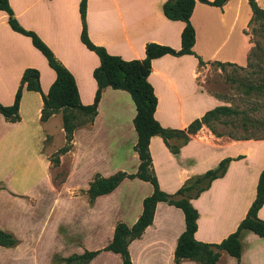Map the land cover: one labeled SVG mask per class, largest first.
Instances as JSON below:
<instances>
[{
  "label": "crops",
  "instance_id": "obj_1",
  "mask_svg": "<svg viewBox=\"0 0 264 264\" xmlns=\"http://www.w3.org/2000/svg\"><path fill=\"white\" fill-rule=\"evenodd\" d=\"M8 1L19 24L34 31L73 75L81 104H92L97 88L93 71L100 61L80 39V0ZM165 1L87 0L88 36L125 60L143 59L149 42L179 50L185 22L164 15ZM251 18L248 0H227L222 6L195 3L190 17L194 54H165L151 61L148 81L157 98L154 117L161 126L185 129L223 105L199 83L201 67L210 63L245 67L253 46L248 32ZM7 19L0 10L2 105L13 103L26 68L39 71L44 93L56 77L30 37L13 30ZM42 106L40 92L24 89L20 119L11 122L0 113V229L16 239L12 246L0 245V264H64L62 258L73 253L102 249L112 240L116 223H135L144 197L153 190L147 181L126 178L93 201L86 193L96 174L108 177L138 168L136 109L127 91L105 87L93 121L78 126L70 148L61 153L66 143L62 113L42 121ZM218 132L202 125L177 153L159 135L149 140L153 170L167 193L230 158L225 173L191 199L198 212L194 237L205 243H219L236 230L255 199L264 169V137L233 138ZM54 153H58L55 165ZM257 217L264 220V202ZM184 229L183 211L157 202L151 224L128 245L132 264H176L174 251ZM240 242L239 261L221 251L217 264H264V237L243 230ZM88 264H122V260L119 254L102 250ZM181 264L201 263L184 259Z\"/></svg>",
  "mask_w": 264,
  "mask_h": 264
},
{
  "label": "trees",
  "instance_id": "obj_2",
  "mask_svg": "<svg viewBox=\"0 0 264 264\" xmlns=\"http://www.w3.org/2000/svg\"><path fill=\"white\" fill-rule=\"evenodd\" d=\"M197 1L222 6L227 0H166L162 5L164 15L168 19L185 22L181 32V48L175 50L167 45L149 42L145 46V57L143 59L125 60L120 56L109 54L103 46L96 45L90 40L86 25L87 0H80L79 13L82 23L80 39L88 49L97 54L100 61L99 66L93 71V76L97 83L93 103L83 105L79 100L75 80L70 71L56 58L51 49L34 31L27 30L19 24L9 5V1L0 0V10L7 13L10 27L30 37L33 46L45 56L48 65L56 74L48 92L44 93L39 85V71L35 68H26L22 73L13 103L11 105H2L0 103V113L6 120L15 122L20 119L19 101L24 89L40 92L43 100L41 109L42 121H46L55 112L61 111L62 113V127L65 132L66 143L59 149L58 153H61L70 148L74 130L78 126L89 124L93 121L102 90L105 87L127 91L135 104L136 114L133 118V125L137 133V141L134 144V150L139 157L136 172L117 171L108 177L96 174L89 183L86 193L90 201H93L97 196L113 191L126 178H139L149 182L153 187L152 193L144 197L142 212L134 224L128 226L123 222L116 223L112 240L108 245L102 249L85 250L82 253L68 255L62 258L64 264H88L102 250H110L119 254L122 264H132L128 245L132 240L140 237L145 228L151 224L155 206L160 201L180 208L184 214L185 229L178 237L174 251L176 264H181L184 259L195 260L201 264H217L221 251L226 252L239 261L241 255L240 236L243 230H250L264 237V220L257 217V211L264 202V169L259 175L255 199L245 217L238 224L236 230L219 243H205L195 239L194 233L197 229L198 212L191 204V199L207 189L212 180L225 173L230 158L221 160L215 168L189 178L175 193H167L159 187L153 170L149 152V140L152 136H161L169 150L177 153L179 148L202 125L210 126L212 121L225 124V121L220 119V116L233 115L236 112L230 106H217L208 110L201 118L193 120L185 129L165 128L154 117L157 98L152 85L148 81L151 61L165 54H194L192 47L195 42V29L190 17ZM248 3L252 9L251 20H264V9L258 5L257 1L248 0ZM199 63L203 64L201 59H199ZM213 132L219 134L217 131L213 130ZM57 162L58 159L53 164L55 165ZM15 243L16 239L10 233L0 229L1 246H12Z\"/></svg>",
  "mask_w": 264,
  "mask_h": 264
},
{
  "label": "rangeland",
  "instance_id": "obj_3",
  "mask_svg": "<svg viewBox=\"0 0 264 264\" xmlns=\"http://www.w3.org/2000/svg\"><path fill=\"white\" fill-rule=\"evenodd\" d=\"M264 9V0H260ZM248 32L253 46L245 67L210 63L201 67L199 83L232 107L233 115H221L222 122L212 121L211 131L230 137H264V20L252 19ZM54 162L58 153L51 156ZM60 172L59 177H62Z\"/></svg>",
  "mask_w": 264,
  "mask_h": 264
}]
</instances>
